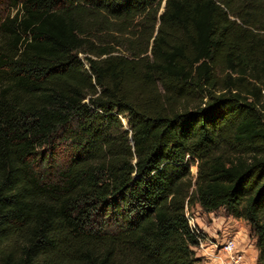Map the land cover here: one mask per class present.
Wrapping results in <instances>:
<instances>
[{
  "label": "trees",
  "instance_id": "1",
  "mask_svg": "<svg viewBox=\"0 0 264 264\" xmlns=\"http://www.w3.org/2000/svg\"><path fill=\"white\" fill-rule=\"evenodd\" d=\"M3 1L0 264H202L195 205L264 263V0Z\"/></svg>",
  "mask_w": 264,
  "mask_h": 264
},
{
  "label": "built area",
  "instance_id": "2",
  "mask_svg": "<svg viewBox=\"0 0 264 264\" xmlns=\"http://www.w3.org/2000/svg\"><path fill=\"white\" fill-rule=\"evenodd\" d=\"M187 217L192 230L199 232L196 217L189 213ZM245 249L236 236L224 232L220 236L202 234L199 244L195 247L197 256L201 257L205 264H257L253 256L249 261Z\"/></svg>",
  "mask_w": 264,
  "mask_h": 264
},
{
  "label": "rangeland",
  "instance_id": "3",
  "mask_svg": "<svg viewBox=\"0 0 264 264\" xmlns=\"http://www.w3.org/2000/svg\"><path fill=\"white\" fill-rule=\"evenodd\" d=\"M164 2V1H163ZM11 9L9 7V3L8 2H5L3 0H0V22L1 20L3 19V17L9 15L11 13ZM14 12H12L13 14ZM124 122L126 123V120L123 119ZM193 173L196 174L197 173V166H194L193 167ZM198 205H195L193 206L191 209H188L187 210V213H189L190 215L196 217H202V219L206 222V223H210L209 220H210V217L209 215L207 214V212H204L202 211L201 209H198L197 207ZM220 212H224L222 209H220ZM197 222V221H196ZM216 228V227H215ZM238 229L230 226V225H222L221 227H218L217 230L215 231V234L216 236H220L222 235V233H228L229 235H234L237 237L236 235V231ZM204 231V230H203ZM251 230L250 229H245L244 230V236L246 237L247 241H241L240 238H238V240L241 242L242 246L245 247L246 249L244 250V252L248 255V259L249 261H251V257L253 256L254 259H256L257 261V264L258 263V260H257V257H258V254L256 255V251H257V248L255 247V238L251 235ZM222 232V233H221ZM206 233V232H205ZM212 236V235H210ZM243 236V235H242ZM255 250V252H254ZM258 253V252H257ZM202 259V258H201ZM202 264H205V262H203V259H202Z\"/></svg>",
  "mask_w": 264,
  "mask_h": 264
},
{
  "label": "crops",
  "instance_id": "4",
  "mask_svg": "<svg viewBox=\"0 0 264 264\" xmlns=\"http://www.w3.org/2000/svg\"><path fill=\"white\" fill-rule=\"evenodd\" d=\"M198 209H201L200 206H197ZM224 212H220V209L217 211H213V212H207V214L210 217L209 222L210 223H206L202 217H198L196 216V221L198 226L204 230V232H206V234L208 235H216L215 231L217 230L218 227H221L222 225H230L236 229H238L236 231V235L238 238L241 239V241H247L246 237L244 236V230L245 229H250L249 224L243 220V219H238L233 217L232 215H228L226 213V211L224 209H222ZM216 227V228H215ZM243 235V236H242ZM256 247V246H255ZM255 252V250H254ZM258 251H256V255Z\"/></svg>",
  "mask_w": 264,
  "mask_h": 264
}]
</instances>
